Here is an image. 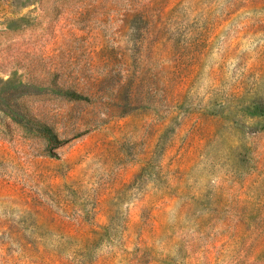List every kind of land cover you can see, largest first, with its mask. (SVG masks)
Returning a JSON list of instances; mask_svg holds the SVG:
<instances>
[{
    "label": "rangeland",
    "instance_id": "rangeland-1",
    "mask_svg": "<svg viewBox=\"0 0 264 264\" xmlns=\"http://www.w3.org/2000/svg\"><path fill=\"white\" fill-rule=\"evenodd\" d=\"M0 264H264V0H0Z\"/></svg>",
    "mask_w": 264,
    "mask_h": 264
}]
</instances>
